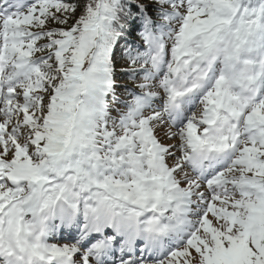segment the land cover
Returning <instances> with one entry per match:
<instances>
[{"label": "snow or ice", "instance_id": "6c2138e0", "mask_svg": "<svg viewBox=\"0 0 264 264\" xmlns=\"http://www.w3.org/2000/svg\"><path fill=\"white\" fill-rule=\"evenodd\" d=\"M0 264H264V0H0Z\"/></svg>", "mask_w": 264, "mask_h": 264}, {"label": "rangeland", "instance_id": "374dc122", "mask_svg": "<svg viewBox=\"0 0 264 264\" xmlns=\"http://www.w3.org/2000/svg\"><path fill=\"white\" fill-rule=\"evenodd\" d=\"M123 82V81H122Z\"/></svg>", "mask_w": 264, "mask_h": 264}]
</instances>
